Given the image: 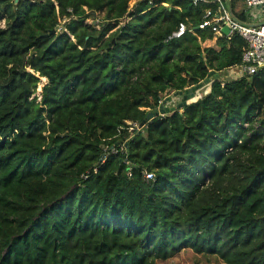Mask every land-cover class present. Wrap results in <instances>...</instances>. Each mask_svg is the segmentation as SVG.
Segmentation results:
<instances>
[{
    "label": "trees",
    "instance_id": "1",
    "mask_svg": "<svg viewBox=\"0 0 264 264\" xmlns=\"http://www.w3.org/2000/svg\"><path fill=\"white\" fill-rule=\"evenodd\" d=\"M132 2L0 0V264H264V70L223 81L211 6Z\"/></svg>",
    "mask_w": 264,
    "mask_h": 264
},
{
    "label": "built area",
    "instance_id": "2",
    "mask_svg": "<svg viewBox=\"0 0 264 264\" xmlns=\"http://www.w3.org/2000/svg\"><path fill=\"white\" fill-rule=\"evenodd\" d=\"M139 1H149L152 4L155 0ZM201 3L211 7L207 10L204 21L198 29L213 27L216 36L221 37L225 34L224 29L227 28L228 33L225 36L228 39L238 35L247 44V51L242 57L241 64L226 70L223 81L237 80L264 70V21L254 22L250 15L251 12L255 13L264 8V0H193L194 5ZM188 31L194 30H190L187 24L180 23L169 39L181 38ZM163 103L164 100L161 101V105ZM131 125L136 126V124ZM244 126L249 127V124L246 123Z\"/></svg>",
    "mask_w": 264,
    "mask_h": 264
},
{
    "label": "rangeland",
    "instance_id": "3",
    "mask_svg": "<svg viewBox=\"0 0 264 264\" xmlns=\"http://www.w3.org/2000/svg\"><path fill=\"white\" fill-rule=\"evenodd\" d=\"M136 2H138V0H133L132 6ZM250 15L253 18L254 22L264 21V8L257 10L255 13L251 12ZM93 22L94 21L92 20H88V24H92ZM2 24H4V22H2ZM217 39L218 38H215L214 40H209L203 43V47H217L216 46ZM221 77L224 80L225 73H222ZM46 83H48L47 80H44V78L41 79V83L39 84V88L37 91V95L39 97L41 96L42 87ZM178 98H174V100L171 103L167 104L166 106L171 107V108L177 107L181 101V98L180 97ZM157 264H225V263L222 260L214 256L199 255V254L194 253L191 250H184L167 261H157Z\"/></svg>",
    "mask_w": 264,
    "mask_h": 264
},
{
    "label": "water",
    "instance_id": "4",
    "mask_svg": "<svg viewBox=\"0 0 264 264\" xmlns=\"http://www.w3.org/2000/svg\"><path fill=\"white\" fill-rule=\"evenodd\" d=\"M18 2V0H16V3ZM224 32L225 33H228V29H224ZM52 33H55V31H52ZM113 43H115V40L113 41ZM216 74L215 71H212L210 74H209V77L201 82L200 84H198L197 86H194L192 88H189L188 90L184 91V92H178V93H174L172 94L171 96H168L165 100H164V103L162 105H160L158 111H155V112H151L147 118L140 124V128H143L148 122H150L152 119L156 118L157 116H160V115H166L168 113L171 112V108H169L168 106H166V104L168 103H171L173 101V98H178L180 97L181 98V101L178 105L179 108H183L185 107L188 102L192 99L195 98L196 96V93L202 89L204 86H206L208 83L211 82V77ZM172 110H174V108H172Z\"/></svg>",
    "mask_w": 264,
    "mask_h": 264
},
{
    "label": "bare ground",
    "instance_id": "5",
    "mask_svg": "<svg viewBox=\"0 0 264 264\" xmlns=\"http://www.w3.org/2000/svg\"><path fill=\"white\" fill-rule=\"evenodd\" d=\"M44 80H46V79H44Z\"/></svg>",
    "mask_w": 264,
    "mask_h": 264
}]
</instances>
